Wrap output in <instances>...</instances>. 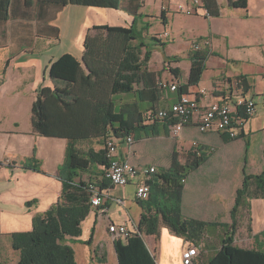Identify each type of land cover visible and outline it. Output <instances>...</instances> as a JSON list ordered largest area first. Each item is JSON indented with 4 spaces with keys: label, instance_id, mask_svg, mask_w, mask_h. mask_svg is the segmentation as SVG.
<instances>
[{
    "label": "crops",
    "instance_id": "0c3cea01",
    "mask_svg": "<svg viewBox=\"0 0 264 264\" xmlns=\"http://www.w3.org/2000/svg\"><path fill=\"white\" fill-rule=\"evenodd\" d=\"M230 1L218 0L220 14L209 17L205 16L203 8L193 15H187L179 9L180 5L190 7L191 0H121L120 9L83 8L84 37L92 26L109 24L128 27L133 23L136 13L144 16L138 18V26L149 23V30L153 29L150 34L152 43L149 44L153 49L148 68L159 74V80L186 83L191 68L190 53L194 50L191 47L193 43H199L209 55L201 81L191 86L189 93L201 103L209 104L214 99L230 100L236 93L253 98L257 103L256 113L244 122L238 130L237 138L214 130L201 133L196 120H193L184 127L182 136L174 139L170 136L168 121L144 119V127L132 134L135 142L131 149L124 138L119 139L121 157H128L139 167L156 168L157 173L150 180L171 167L175 152L185 157L193 153V140L199 141L201 145L200 163L184 179L182 211L187 218L211 225L198 245L175 235L166 226H162L158 234H145V242L157 264H207L209 258L220 249L225 237V230L219 224H230L233 221L231 211L236 192L243 182L244 171L249 174L264 172V114L259 113L257 100L264 99V0H247L246 8H234ZM70 7L68 5L57 11L46 4L27 7L24 0H14L9 18L0 22L2 264H18L20 259V252L12 246L11 233L31 230L33 217L49 209L62 193L63 183L59 172L65 161L68 139L38 133L32 124V110L40 90L46 86H55L49 75L52 63L65 53H70L79 60L82 58L84 46H80V43L79 54L62 52L58 56L42 57L51 43L60 39L61 29L56 22L59 13L67 9H80ZM107 11L122 15V23L108 22ZM155 24L159 26L155 27ZM146 33L147 31L145 36L148 35ZM153 36L158 39H152ZM176 39L183 42L180 45L183 48L167 51ZM251 48L256 49V55ZM155 53H158L159 61L162 59L160 67L153 66ZM163 56H166L165 61ZM174 56L180 57V60H173ZM170 67L179 68L181 75L174 76ZM240 77H244L245 81L239 82ZM178 95L177 92L163 91L157 108H166L175 103ZM115 99L120 105L125 101L136 100L137 96L135 93H123L116 95ZM140 105L143 110L150 107L147 101L140 102ZM80 142L84 141L77 143L79 148ZM7 159L13 160L16 165H3L2 162ZM26 161L39 165L41 170L25 169L23 163ZM82 179L85 180L83 174ZM146 179L145 175L138 174L125 186L109 184L107 197L102 205L106 208L105 214L100 216L99 208L93 206L82 222L88 223L89 228L92 225L89 237H85L86 232L82 228L80 237L67 241L73 246L75 256L78 248L82 250L83 264H108L110 248L114 249L119 264L108 224L126 223L131 230L138 229L145 209L144 202L136 198V190ZM29 201L33 203L29 205ZM93 227V241L91 245H87L84 242L91 237ZM262 233L264 198H253L238 214V228L234 238H242V241L236 245L248 249H264ZM190 244L199 248V255L192 262L185 261L182 256ZM104 250L102 254L101 251ZM76 260L78 263L77 257Z\"/></svg>",
    "mask_w": 264,
    "mask_h": 264
},
{
    "label": "trees",
    "instance_id": "16d2710c",
    "mask_svg": "<svg viewBox=\"0 0 264 264\" xmlns=\"http://www.w3.org/2000/svg\"><path fill=\"white\" fill-rule=\"evenodd\" d=\"M13 1L0 0V22L9 18ZM24 2L27 7L46 4L57 11L68 5L121 8V0ZM202 2L209 16L220 14L216 0ZM230 5L246 8L247 0H231ZM139 17L144 16L136 13L128 27L94 26L85 36L81 60L65 53L49 68L55 86L40 90L41 103L40 106L36 102L33 105L32 124L43 136L68 139L65 161L59 172L63 189L56 203L33 217L31 230L11 233L12 246L20 252L18 264H78L75 250L67 241L81 236L82 222L93 209L89 185L97 181L101 189L106 190L110 183L98 179L109 165L105 146L82 150L77 143L98 139L105 145L109 135L120 139L134 134L144 127L145 111L157 108V103L163 97V90L158 85L159 74L148 68L152 49L144 40V32L150 25L146 23L139 27ZM152 39L158 38L153 36ZM208 55L203 50L191 51L190 74L187 82L180 84V94L189 93V88L201 81ZM172 59L178 61L180 57L174 56ZM169 70L176 77L181 75L179 68L170 67ZM240 81L244 82L245 78L240 77ZM123 93H135L137 99L118 105L115 96ZM146 101L150 107L143 110L140 102ZM199 163L200 157L194 153L183 157L175 152L171 167L149 180L151 193L143 201L145 210L138 225L139 233L133 232L127 241H114L119 264H155V256L147 247L144 235L158 234L162 226L197 245L202 241L211 223L187 218L182 211L183 179ZM23 167L41 170L39 165L29 161L23 163ZM82 173H96L97 179L85 181ZM253 198H264V172L249 174L244 171L243 182L236 192L231 211L233 221L219 224L225 230V237L220 249L209 258L207 264H264V249H248L233 243L238 214ZM32 203L28 202L29 205ZM93 234L94 227L85 244L91 245Z\"/></svg>",
    "mask_w": 264,
    "mask_h": 264
},
{
    "label": "built area",
    "instance_id": "2783aa9c",
    "mask_svg": "<svg viewBox=\"0 0 264 264\" xmlns=\"http://www.w3.org/2000/svg\"><path fill=\"white\" fill-rule=\"evenodd\" d=\"M218 1V0H216ZM191 6L185 7L180 5L179 9L187 15L197 14L199 9L203 8L205 16L209 17L208 11L203 7L202 0H191ZM194 50H202L199 43H193ZM264 79V77H263ZM158 85L165 93H179L180 84L171 83L167 80H159ZM204 93V91H202ZM257 111V103L253 98H246L241 93L233 95L232 99L220 101L212 100L209 104H203L191 93H182L178 95L175 103L170 104L166 108H148L145 111L144 119L147 120H166L170 125V136L178 139L182 136L184 127L191 121L196 120L197 128L201 133L210 131H218L227 134L231 138L239 136L238 130L242 128L244 122L252 117ZM129 149L132 148L135 140L132 135L124 137ZM119 139L113 135H109L105 141L107 157L109 165L104 168L103 174L99 180H107L113 186H125L130 180L138 174L146 176V181H143L136 190V198L140 201L147 200L150 197L151 187L149 180L151 176L157 173L155 167L151 166H136L128 157H121L119 153ZM191 150L198 157L202 154V149L199 141L193 140ZM214 148H211L213 150ZM5 166L14 167L16 164L13 160L7 159L2 162ZM183 181H185L183 179ZM89 189L92 192V206L99 208L100 216L106 212V208L102 207L107 197V189L102 190L100 184L96 181L90 183ZM108 231L111 234L112 240L127 241L137 230H131L126 223L116 224L109 222ZM242 238L236 237L233 240L234 244H238ZM199 255L197 245L190 244L183 251V259L192 262ZM157 264V263H155Z\"/></svg>",
    "mask_w": 264,
    "mask_h": 264
},
{
    "label": "rangeland",
    "instance_id": "374dc122",
    "mask_svg": "<svg viewBox=\"0 0 264 264\" xmlns=\"http://www.w3.org/2000/svg\"><path fill=\"white\" fill-rule=\"evenodd\" d=\"M74 7H80V9H76V11H70L71 9H67L64 10L63 12L59 13L58 19H57V24L61 29L60 32V39L56 42V43H51V45L49 46L48 50H45V52L43 53L42 57H47V55H51V56H58L60 55V53L62 52H72L75 54H79V50H81L80 46L84 44V9L85 6H78V5H71L70 8H74ZM241 11V10H238ZM110 12V13H108ZM107 21L110 23H117L120 22L122 23L123 21V17L122 15H119L118 13L114 12V11H107ZM134 21V20H133ZM100 25H104V24H100ZM109 25V24H107ZM112 26V25H111ZM159 24H155V27H158ZM93 27V26H92ZM91 27V28H92ZM89 28V29H91ZM150 27L146 30L148 35H146L144 37V40L150 44L151 42V38H150V34L153 33V29L152 31L149 30ZM145 33V32H144ZM145 35V34H144ZM80 43V46H79ZM183 45V42H180L179 40L176 39L175 43H171L167 49V51H177L178 49H182V47H180V45ZM151 49H153V47H151ZM191 49H194L193 46L191 47ZM251 50H253V54L256 55V49L255 48H251ZM144 51V49H143ZM242 51V50H241ZM158 53H155L154 57H153V66H158L160 67L162 59H160L159 61V57L157 55ZM231 55V52H230ZM166 56H163V60L165 61ZM151 60V59H150ZM259 72H256V75H258ZM256 84L258 83V79L255 80ZM258 100V104H259V113L260 114H264V99H257ZM90 146H93L96 149H100L102 147H104V143H102V140H91V141H84V142H80V148L86 150L88 149ZM85 180L89 181V180H93V179H97L96 178V173H93L91 175V173H82ZM92 227V225H91ZM88 227V223H83L82 224V228L84 229V231L86 233L85 237H89L90 235V229ZM101 232L98 233V235H100ZM102 254H104V251H101ZM14 257V256H13ZM76 257L78 259V263L79 264H83L84 261V255L81 249H77L76 250ZM97 264V263H95ZM107 264V262L105 263ZM108 264H117L116 261V254L114 249H109L108 250Z\"/></svg>",
    "mask_w": 264,
    "mask_h": 264
},
{
    "label": "water",
    "instance_id": "95a60500",
    "mask_svg": "<svg viewBox=\"0 0 264 264\" xmlns=\"http://www.w3.org/2000/svg\"><path fill=\"white\" fill-rule=\"evenodd\" d=\"M40 103H41V99H40V97H38V98L36 99V105H37V106H40Z\"/></svg>",
    "mask_w": 264,
    "mask_h": 264
}]
</instances>
